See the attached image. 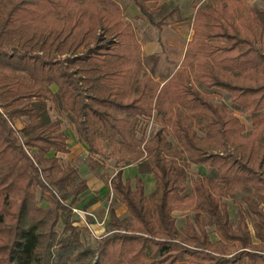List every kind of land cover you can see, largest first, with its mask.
I'll return each instance as SVG.
<instances>
[{
	"label": "trees",
	"instance_id": "obj_1",
	"mask_svg": "<svg viewBox=\"0 0 264 264\" xmlns=\"http://www.w3.org/2000/svg\"><path fill=\"white\" fill-rule=\"evenodd\" d=\"M162 1L131 0L159 41L185 22L179 0ZM192 6L184 60L161 83L116 0H0V264H264V7ZM152 119L160 130L140 136ZM65 123L93 170L96 157H118L109 185L129 217L110 209L96 250L73 214L98 200L81 202L88 182L61 162ZM133 165L135 186L124 177ZM192 166L207 172L189 186ZM175 213L193 218L179 228Z\"/></svg>",
	"mask_w": 264,
	"mask_h": 264
},
{
	"label": "rangeland",
	"instance_id": "obj_2",
	"mask_svg": "<svg viewBox=\"0 0 264 264\" xmlns=\"http://www.w3.org/2000/svg\"><path fill=\"white\" fill-rule=\"evenodd\" d=\"M169 0H163L162 3H165ZM182 16L185 19V22L182 26L179 24L176 26L171 27V30L169 31V36L164 37L162 35L161 41H159V37L157 34V31L150 26L148 21L145 19V17L142 15L140 10L131 2V0H116L118 2L124 12L127 21L132 22L135 24L139 39L145 48L144 51L147 56L156 55L157 59L154 62H151L149 65V70L154 69L155 71V77L161 82L164 83L167 80H169L177 71V69L180 67L181 63L184 60V57L186 55V51L188 48V44L191 41L193 30H192V24L194 19V12L192 11V1L193 0H179ZM249 7H258L263 8L264 2L263 0H247ZM194 10V9H193ZM196 86L204 92L207 93H214V91L206 90L203 85L196 84ZM217 91V90H216ZM220 92V91H218ZM222 97H224V104L228 108L231 107V102L226 98L227 93L220 92ZM238 118L240 121L244 124L246 127V133L250 132L252 130V124L250 121L246 119V115H238ZM24 120L17 121L15 126L18 129H21L24 125ZM64 129L69 136V142L71 147V152L69 155L61 156V162L64 166H67L69 164H72L79 168L80 174L84 179L89 180L90 178H93L92 175H94V178H98L103 180L104 182L109 181L110 177L113 176L117 172L118 164L117 160L118 157H96V161H101L103 163L102 169L93 170L90 166L91 159L89 157V152L87 147L84 144H81L77 140V134L74 127L68 125L67 123L64 124ZM160 130L158 124L154 119L142 123L139 131V135H143L144 137L152 138L154 135ZM168 140L174 143L173 138L168 135ZM77 146V148H75ZM134 167L136 165H133ZM131 168V167H130ZM126 169V168H125ZM124 169V170H125ZM134 169V168H132ZM136 169V168H135ZM135 172V170H134ZM134 172H131V170L127 171V176H132V182L133 186H135V177L133 175ZM206 173L207 170L204 167H196L192 166V169L190 170V175L186 179L188 185L190 186L191 180L195 178V175L197 173ZM103 177V178H102ZM145 177V176H144ZM143 177V178H144ZM145 179V178H144ZM150 179H148L149 182ZM145 181V180H144ZM153 181L154 178H153ZM147 182V179H146ZM90 192V191H89ZM89 192L82 197V200L84 199V205L95 196H89ZM88 197V198H87ZM86 199V200H85ZM97 202H100V205H94L90 208L89 213L94 215L96 220L94 218L89 217V219H92L94 222V225L97 227H101L103 229L102 232H98L93 229L91 234L85 238L82 239V241L85 243L86 246L90 247L92 250H96L98 243L100 239L105 237L108 232V226L110 222V209L114 208L117 215L120 217V219H126L129 217L127 209L119 204L116 195L113 193V191L110 189V187L107 190L106 195L99 200L97 198ZM44 207H48V204L44 201L41 202ZM229 209L231 216L234 217L237 212V207L234 205L231 201L229 202ZM175 217L177 218V225L179 228L186 227V221L188 219H192L193 216L191 214H181V213H175ZM77 225V224H76ZM63 226L59 225V230H62ZM211 238L214 240L216 239V236L214 234V228L208 229ZM72 264H81V263H72ZM245 264H248L246 262Z\"/></svg>",
	"mask_w": 264,
	"mask_h": 264
},
{
	"label": "crops",
	"instance_id": "obj_3",
	"mask_svg": "<svg viewBox=\"0 0 264 264\" xmlns=\"http://www.w3.org/2000/svg\"><path fill=\"white\" fill-rule=\"evenodd\" d=\"M133 10H137V7H136V9H133ZM192 11L195 13V10H193L192 9ZM184 23H186V22H184ZM184 23H181V24H179L180 26H182ZM177 26V25H176ZM171 27H164L163 28V32H162V35L164 36V37H167V36H169V31L168 30H171L170 29ZM193 35V34H192ZM143 49H145V48H143ZM53 89L56 91L57 89L55 88V87H53ZM69 144H70V142H69ZM75 148H77V146H75ZM77 150H78V148H77ZM70 152H71V147H70ZM70 154V153H69ZM68 154V155H69ZM62 156H65V155H62ZM131 167V168H130ZM130 167H127L125 170H124V177L125 178H129V179H131L132 180V176H127V171L129 170H131V172H134V170H135V172L133 173V175H134V177H136V175H137V166H130ZM132 168H134V169H132ZM136 168V169H135ZM92 177L93 178H90L89 180H87V182H88V186H89V196H94V194H95V196L94 197H96V198H98L99 200H101L105 195H106V193H107V190H108V188L110 187V185H109V181H107V182H104L103 180H101V179H98V178H94V175H92ZM145 179V185H146V193L147 194H150V193H152L154 190H155V181H153V176L152 175H146L145 177H144ZM146 179H147V182H146ZM148 179H150L149 180V182H148ZM88 198V197H87ZM86 200V199H85ZM81 202H84V199L81 201ZM98 206V205H100V202L98 203H96L95 204V206ZM126 208V207H125ZM127 209V208H126ZM90 210V209H89ZM87 212H89V211H87ZM93 228H94V230L96 231V229L98 230V232H102L103 231V229L99 226V227H97L96 225H94L93 226ZM249 264V263H248Z\"/></svg>",
	"mask_w": 264,
	"mask_h": 264
},
{
	"label": "built area",
	"instance_id": "obj_4",
	"mask_svg": "<svg viewBox=\"0 0 264 264\" xmlns=\"http://www.w3.org/2000/svg\"><path fill=\"white\" fill-rule=\"evenodd\" d=\"M73 214L77 218V223H76L77 225L83 226L89 229L91 232L93 231L94 229L93 226L95 221L89 219V217H92L94 218V220H96L94 215L77 207L73 208Z\"/></svg>",
	"mask_w": 264,
	"mask_h": 264
}]
</instances>
